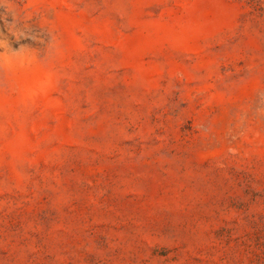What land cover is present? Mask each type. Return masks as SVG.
<instances>
[{
	"label": "rangeland",
	"instance_id": "rangeland-1",
	"mask_svg": "<svg viewBox=\"0 0 264 264\" xmlns=\"http://www.w3.org/2000/svg\"><path fill=\"white\" fill-rule=\"evenodd\" d=\"M18 2L60 53L0 93V264H264V0Z\"/></svg>",
	"mask_w": 264,
	"mask_h": 264
},
{
	"label": "clouds",
	"instance_id": "clouds-1",
	"mask_svg": "<svg viewBox=\"0 0 264 264\" xmlns=\"http://www.w3.org/2000/svg\"><path fill=\"white\" fill-rule=\"evenodd\" d=\"M0 23L16 38H28L34 44L14 50L0 40V93L28 99L47 93L56 78L60 46L43 13L32 3L0 0Z\"/></svg>",
	"mask_w": 264,
	"mask_h": 264
}]
</instances>
